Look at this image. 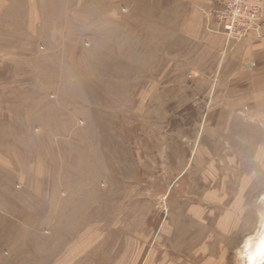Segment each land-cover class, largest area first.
<instances>
[{
	"label": "rangeland",
	"instance_id": "rangeland-1",
	"mask_svg": "<svg viewBox=\"0 0 264 264\" xmlns=\"http://www.w3.org/2000/svg\"><path fill=\"white\" fill-rule=\"evenodd\" d=\"M206 1L0 0V264H264V104L219 103Z\"/></svg>",
	"mask_w": 264,
	"mask_h": 264
},
{
	"label": "crops",
	"instance_id": "crops-1",
	"mask_svg": "<svg viewBox=\"0 0 264 264\" xmlns=\"http://www.w3.org/2000/svg\"><path fill=\"white\" fill-rule=\"evenodd\" d=\"M211 1L198 3L195 15L182 18L181 23L185 26L183 39L196 42L198 52L202 50L208 57L218 56L221 59L219 67L213 69V72L218 73L216 81L219 85L217 83L215 86L233 89L226 95L231 97L230 100L219 101L223 110L232 112L233 117L241 110L248 111L252 116L261 114L260 106L264 104L263 100H259L264 91V25L261 38L248 35L229 43L222 34L205 28L204 17L199 9L211 6ZM254 1L263 7L264 13V0ZM225 115L222 114L218 119H229Z\"/></svg>",
	"mask_w": 264,
	"mask_h": 264
},
{
	"label": "built area",
	"instance_id": "built-area-1",
	"mask_svg": "<svg viewBox=\"0 0 264 264\" xmlns=\"http://www.w3.org/2000/svg\"><path fill=\"white\" fill-rule=\"evenodd\" d=\"M203 14L205 28L222 34L227 41H239L248 35L262 37L263 7L254 0H212Z\"/></svg>",
	"mask_w": 264,
	"mask_h": 264
},
{
	"label": "bare ground",
	"instance_id": "bare-ground-1",
	"mask_svg": "<svg viewBox=\"0 0 264 264\" xmlns=\"http://www.w3.org/2000/svg\"><path fill=\"white\" fill-rule=\"evenodd\" d=\"M263 246H264V244H263ZM261 250V249H260Z\"/></svg>",
	"mask_w": 264,
	"mask_h": 264
}]
</instances>
